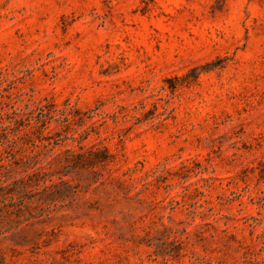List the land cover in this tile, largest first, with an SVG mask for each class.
<instances>
[{
	"label": "rangeland",
	"instance_id": "1",
	"mask_svg": "<svg viewBox=\"0 0 264 264\" xmlns=\"http://www.w3.org/2000/svg\"><path fill=\"white\" fill-rule=\"evenodd\" d=\"M0 264H264V0H0Z\"/></svg>",
	"mask_w": 264,
	"mask_h": 264
}]
</instances>
